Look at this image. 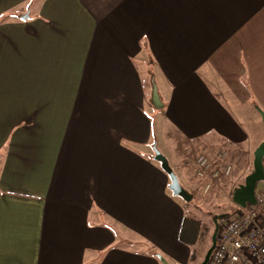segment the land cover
Segmentation results:
<instances>
[{
  "label": "crops",
  "instance_id": "obj_1",
  "mask_svg": "<svg viewBox=\"0 0 264 264\" xmlns=\"http://www.w3.org/2000/svg\"><path fill=\"white\" fill-rule=\"evenodd\" d=\"M152 86L185 142H261L264 0H0V264L189 257Z\"/></svg>",
  "mask_w": 264,
  "mask_h": 264
},
{
  "label": "rangeland",
  "instance_id": "obj_2",
  "mask_svg": "<svg viewBox=\"0 0 264 264\" xmlns=\"http://www.w3.org/2000/svg\"><path fill=\"white\" fill-rule=\"evenodd\" d=\"M153 88L154 86L151 88V98ZM152 109L156 112L151 116L155 127L153 141L155 147L167 158L171 168L176 173L181 186L193 195L190 202H185L181 197L173 196V198H175V201L184 215L190 216L203 224V232L206 234L201 245L190 248V251L196 250L198 258H196L197 260L194 262H189L187 256L183 261L180 259L172 260L162 254H159V256L165 259L168 264H201L207 249L211 245V235L215 227L214 220H216L217 224L220 226L228 218L234 216V214H232L233 209L237 206L232 202L233 190L239 184H243L244 178L252 172L253 152L260 142H257L255 145H252L247 149L244 148L243 150L235 148L231 150V154L230 150L223 146L204 150L197 143L189 144L185 142L179 133L167 126L165 121L157 116L158 110L154 107H152ZM260 126L264 132V123H262V121H260ZM254 128L251 129L255 130ZM221 151L227 152V161L232 165V172L228 177H224L219 181V187L213 188L209 192L204 193L202 191L200 179L198 180L196 178L195 159L199 154H204L209 157L213 163L219 158ZM148 153L153 158V150L151 149V146ZM218 160L216 165L220 163V160ZM216 167L220 169L218 166ZM262 183L263 182L257 183L256 190L261 187ZM168 192L171 194L169 190ZM118 234L119 233L115 232L114 236L117 237ZM145 246L146 247H144L143 250L138 249L139 252H144V254H147V256L151 258H158L156 251H159L157 249L149 247V245Z\"/></svg>",
  "mask_w": 264,
  "mask_h": 264
},
{
  "label": "built area",
  "instance_id": "obj_3",
  "mask_svg": "<svg viewBox=\"0 0 264 264\" xmlns=\"http://www.w3.org/2000/svg\"><path fill=\"white\" fill-rule=\"evenodd\" d=\"M226 155L221 151L220 161ZM195 167L204 193L219 187V181L232 172L231 164L218 169L204 154L196 157ZM236 208L234 216L219 226L216 245L207 264H264V182L255 190L254 205Z\"/></svg>",
  "mask_w": 264,
  "mask_h": 264
},
{
  "label": "water",
  "instance_id": "obj_4",
  "mask_svg": "<svg viewBox=\"0 0 264 264\" xmlns=\"http://www.w3.org/2000/svg\"><path fill=\"white\" fill-rule=\"evenodd\" d=\"M151 103L155 108H161L162 102L159 99L156 88H153ZM257 112L259 113L261 120L264 123V112L256 107ZM153 150V161L159 164L160 170L167 176L169 180L168 190L171 192L174 197H181L185 202H190L193 198V195L185 190L179 179L171 168L167 158L162 155V153L155 147H152ZM264 139L259 143L253 152V170L244 178L243 184L236 186L232 193V202L241 208H245L246 204H255V190L258 182H264ZM215 227L211 235V245L207 249L204 258L201 264H207L210 258V255L216 245V237L219 229V225L216 220H214ZM160 264H168L165 259L161 256H158Z\"/></svg>",
  "mask_w": 264,
  "mask_h": 264
},
{
  "label": "trees",
  "instance_id": "obj_5",
  "mask_svg": "<svg viewBox=\"0 0 264 264\" xmlns=\"http://www.w3.org/2000/svg\"><path fill=\"white\" fill-rule=\"evenodd\" d=\"M254 108H256V105H254ZM155 146V144H152V147ZM153 158L151 157V160ZM237 212V208L233 209V213ZM226 217V216H225ZM204 236H206L205 232H203V224L187 215H183L181 220V226L178 233V241L189 248H192L194 246H199L204 241ZM198 258L196 255V250L190 251L188 261L194 262Z\"/></svg>",
  "mask_w": 264,
  "mask_h": 264
}]
</instances>
